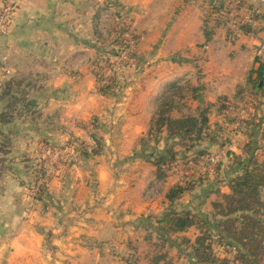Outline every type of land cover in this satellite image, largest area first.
<instances>
[{
	"label": "rangeland",
	"instance_id": "obj_1",
	"mask_svg": "<svg viewBox=\"0 0 264 264\" xmlns=\"http://www.w3.org/2000/svg\"><path fill=\"white\" fill-rule=\"evenodd\" d=\"M85 1L86 22L80 37L71 39L74 48L68 54H46L39 49L37 54L24 57L28 58L26 65L32 69L19 71L16 78H29L32 85L22 86L18 98L24 95V102L32 101L34 106L29 108L21 103L16 107L19 113L14 112V122L4 124L7 125L5 128L0 123V148L7 152L5 155L0 153V227L3 230L0 240L24 234L31 237L32 231L42 240V250L50 253H53L49 248L53 236L63 235L65 231L61 229L52 233L49 228L69 224L78 214L82 217V213L89 214L103 205L107 211L110 208L112 211L136 208L137 204L126 201V191L133 188V182L144 173L140 163L153 167L145 156L154 150L162 151L166 146H172L177 158L169 166L168 181L156 180L155 169L152 175H148L145 182L148 187L144 193L161 197L167 189L164 184L167 182L172 186L181 183L193 187L174 204L167 202L165 210H187L204 215L211 208V200H218L215 195H210L220 189L219 179L231 164V159L228 161L224 157L225 149L221 157L222 150L206 140L181 144V141L167 140L163 132L156 139L150 138L146 146L139 142L141 138L147 139L156 106L163 95L172 91L169 90L171 83H177L184 93L182 101L178 96L174 98L181 106V112H173V117L195 115L198 106L206 108L209 97L205 87L206 71L209 70L207 56L199 48L196 53L188 49L183 54L167 53L174 41L163 37L167 35L166 28L173 24L149 23L142 17L137 19L133 8L124 5L125 0ZM23 2L21 0L18 9ZM139 11L138 15L142 16ZM203 17L202 34L204 26L207 30L219 26L211 8H206ZM204 20H207L206 25ZM252 22L255 33L264 30L261 22ZM228 24L233 38L237 32L230 25L236 24ZM120 30L124 32L122 36ZM261 36L257 46L247 49V43H244L243 50L226 51L217 60L227 64L237 62L235 65L243 68L252 58H263L264 31ZM77 45H80L79 49ZM2 62L0 113L6 110L8 103L1 94L9 80L1 78L6 75ZM181 62L184 64L180 65ZM57 68L60 71L55 75ZM180 68L184 71L181 72ZM94 74L114 81L113 95L101 96L97 92ZM192 88L201 89L197 93L204 101L201 105L191 99ZM255 108L261 115L264 97L252 92L241 109L246 113ZM94 118L96 126L92 123ZM216 119L215 111L211 109L210 124ZM240 122L242 119H237L229 133L218 134V138L223 139L226 135L235 140L232 133ZM139 130L145 132L137 133ZM91 134L102 140L104 147L100 155L84 158L78 150L94 145ZM6 139L11 142L7 143ZM206 149L207 155L197 160V152ZM211 157H217L215 164L209 162ZM108 177L111 180H106ZM115 197L119 198L115 205L112 202L106 204V199ZM156 220L150 224L146 219H139L141 229L133 232L125 246L107 252L118 254L116 256L122 258L120 264H196L191 259L190 246L183 239L192 243L199 233L191 228L162 241L156 231ZM53 254H49L51 264H65L52 257Z\"/></svg>",
	"mask_w": 264,
	"mask_h": 264
},
{
	"label": "crops",
	"instance_id": "obj_2",
	"mask_svg": "<svg viewBox=\"0 0 264 264\" xmlns=\"http://www.w3.org/2000/svg\"><path fill=\"white\" fill-rule=\"evenodd\" d=\"M211 1L125 0L124 5L133 8V12H136L134 16L137 19L142 17L144 21L147 18L149 23L171 22L173 24L171 27L166 28L167 35L163 37L174 41L173 46L167 53L183 54L187 49L191 53H196L199 48L207 56L205 57L206 64L209 67V70L206 71L207 79L205 80L206 93L209 94L207 102L216 103L220 95H226L230 98L237 79L249 70L257 68L253 58L251 62L249 61L247 65L240 68L235 65L237 62H234V64H230V62L229 64L220 63L217 60L218 56L224 55L226 51L239 52L238 49L243 50V45L246 43L247 49L257 46L264 30L260 31L261 28H259V33L237 36L235 40L229 41L226 38L225 28L216 25L211 30L213 33L211 39L206 42L201 27L206 8H211V6H208L212 3ZM246 3L256 10L259 16L256 21L261 22L260 25L264 28V0H246ZM85 5V0H24L15 14L9 33L0 37V61H3V68L6 72V75L1 78L12 79L18 77L19 71H30L32 68L26 65V63H29L28 58L24 57L37 54L39 49L41 53L46 54H68L74 48L73 45L71 46V39L80 37V33L83 31L87 15ZM138 10H140L142 16L138 15ZM253 30L256 29L253 28ZM79 46L77 45L78 49ZM55 61L54 58L53 62ZM183 61L188 62L187 60ZM181 64L184 63L181 62ZM59 71L60 68H57L55 75ZM180 71L184 70L180 68ZM240 106L242 107V105ZM261 111L260 115L258 108L248 109L246 113L240 109L237 119H242L250 114L256 115L260 125V133L264 135V109ZM136 118L140 119V117ZM7 125L3 124L1 127L5 128ZM232 127L233 125L230 126L231 129ZM143 132L145 130H139L137 133L141 134ZM232 134L235 140L231 139V143L225 149V152L230 151L237 156L244 157L242 148L247 139L240 133L235 135V132H233ZM263 149L264 139L260 140V146L255 152V156L261 164H264ZM222 152L223 150L219 155L221 157H223ZM224 157L229 161L230 158L226 153ZM229 162L231 163V161ZM229 165V168H227L229 170L224 171L223 178L219 179L220 189L216 190L222 194H229V182L237 175V167L233 166L232 163ZM140 168L144 173L142 172L141 176L139 174L140 179L133 182V188L126 191V201L137 204L136 208L115 209L114 211L110 208V211H107L106 206L103 205L89 214L82 213V217L78 214L76 220H72L69 224L61 223L49 228L52 233H58L61 229L65 231L63 235L53 236L49 243V248L55 254L49 251L44 252L42 250V240L32 231L29 235L31 237L24 234L10 240H0V263L51 264V255L49 254H53L52 257L59 258L65 264H120L122 258L117 257L118 254L115 255V253L107 251L123 248L127 239L134 234L133 232L141 229V225L138 224L139 219H146L150 223V221H155L161 217L166 211L164 207L167 206L166 191L168 187L173 185L170 182L164 183L167 189L165 188L161 197L144 193L145 189L147 190L146 187H148L145 182L148 175H152L154 168L145 163H140ZM106 180H111V178L108 177ZM166 180L168 181V179ZM216 191L210 196L215 195L218 199ZM118 201V197L113 198V200L108 198L106 204L112 202L115 205ZM211 201L215 202L217 200L213 199ZM211 212L212 207L208 208L205 214ZM104 247L109 249H102ZM221 247L218 244L213 245L216 255L223 257ZM58 263L60 262L58 261Z\"/></svg>",
	"mask_w": 264,
	"mask_h": 264
},
{
	"label": "trees",
	"instance_id": "obj_3",
	"mask_svg": "<svg viewBox=\"0 0 264 264\" xmlns=\"http://www.w3.org/2000/svg\"><path fill=\"white\" fill-rule=\"evenodd\" d=\"M231 2L232 0H218L210 4L212 13L218 18H216L219 22L217 24L226 29L227 40L233 41L237 36L254 34L255 30L248 21L258 20V14L251 15L254 9L247 5L246 0H240L237 15L231 19ZM229 22H234L237 27V34L235 37L232 36L233 38L230 37L231 31L227 28ZM204 24H207V20H204ZM123 33V30H120L121 36ZM212 34V31L204 26L203 35L206 42L211 39ZM253 61L257 68L249 70L237 79L230 98L220 95L216 103L206 102V108L198 106L195 115H181L178 118L172 116L173 112H181V106L174 101V98L178 96L179 101H182L184 93L177 83H171L169 90L173 92L160 98L150 121L147 139L141 138L139 142L146 146L150 138L165 132L167 140L181 141V144L186 141L194 144L206 140L218 146L220 150L228 148L231 143L230 136L225 135L222 139L217 135L229 133L230 126L236 123L240 105L245 103L250 93L264 96V62L258 57H254ZM94 75L98 85L97 92L101 96L113 95L114 81ZM30 85H32L31 81L26 77L12 78L5 83L1 97L8 99V103L6 110L0 113L1 124L14 122V112L19 104L25 103L29 108L34 106L32 101L24 102V95L18 98V90L22 86ZM200 90V88H192L190 91L193 95L191 99L199 102V105L204 103L202 96L197 94ZM211 109L218 116L213 124L209 121ZM92 123L96 126L95 118ZM259 129L256 115L252 114L242 118V122L236 128L235 135L240 133L247 139L242 148L244 157L230 151L226 152L233 166L237 167V175L229 182V194L216 191L218 200L212 202L210 214L202 215L187 210L178 212L169 208L156 220V231L162 241H167L172 235L183 234L191 228L199 233L192 243L183 239V242L190 246L191 259L196 264H261L264 260V164L259 163L255 156L260 140L264 139ZM90 137L94 145L91 148L81 147L78 150L84 158L100 155L104 147L102 140L95 134H91ZM6 142L11 141L6 139ZM3 149L6 148L3 146ZM4 151L6 150L0 148L1 154H7ZM207 152V149L197 152V160L206 156ZM145 158L154 167L156 180L163 181L169 176V166L176 161L177 152L172 146H166L162 151L150 152ZM192 188L191 184L186 186L181 183L176 184L168 190L165 199L172 205ZM214 244L235 246L236 254L230 258L220 257L213 249Z\"/></svg>",
	"mask_w": 264,
	"mask_h": 264
},
{
	"label": "built area",
	"instance_id": "obj_4",
	"mask_svg": "<svg viewBox=\"0 0 264 264\" xmlns=\"http://www.w3.org/2000/svg\"><path fill=\"white\" fill-rule=\"evenodd\" d=\"M21 2V0H0V35H5L13 20H14V17H15V14H16V11L19 7V3ZM239 3H240V0H232V2L230 3V7H231V10H230V18L233 19L236 17L237 15V8L239 6ZM256 10H253L252 11V14L251 15H254L256 14ZM250 22L251 24L253 23L252 20L248 21ZM234 23V22H231V24ZM230 27L232 29H234V32L236 33L237 32V28L236 26L234 25H230ZM264 45V44H262ZM262 49H264V46H262ZM259 53H261V51H259ZM258 53V55H259ZM262 62H264V56L263 58H259ZM209 162L211 164H215L217 162V157H211L209 159ZM222 251H223V257H227V258H230L232 257L233 255L236 254V248L235 246H231V245H226V246H222Z\"/></svg>",
	"mask_w": 264,
	"mask_h": 264
},
{
	"label": "water",
	"instance_id": "obj_5",
	"mask_svg": "<svg viewBox=\"0 0 264 264\" xmlns=\"http://www.w3.org/2000/svg\"><path fill=\"white\" fill-rule=\"evenodd\" d=\"M3 232L2 228L0 227V234Z\"/></svg>",
	"mask_w": 264,
	"mask_h": 264
}]
</instances>
